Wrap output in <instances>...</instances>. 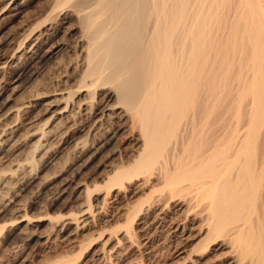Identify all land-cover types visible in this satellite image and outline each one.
<instances>
[{"label": "bare ground", "instance_id": "bare-ground-1", "mask_svg": "<svg viewBox=\"0 0 264 264\" xmlns=\"http://www.w3.org/2000/svg\"><path fill=\"white\" fill-rule=\"evenodd\" d=\"M31 1L0 0V251L133 264L168 224L169 264H264V0Z\"/></svg>", "mask_w": 264, "mask_h": 264}, {"label": "rangeland", "instance_id": "rangeland-1", "mask_svg": "<svg viewBox=\"0 0 264 264\" xmlns=\"http://www.w3.org/2000/svg\"><path fill=\"white\" fill-rule=\"evenodd\" d=\"M47 2L48 0H33L28 4L27 6L28 10L26 9V11H30L29 9H32L31 11L33 10L35 11L36 9H39L40 6L43 8L44 6H46L44 4H47ZM33 7L36 9H34ZM50 189H48V186L41 187L39 189L38 188L30 189L29 186L23 185L22 186V191H23L22 201L23 202L37 201V202H40L41 205L45 206L48 204V202L51 200V197L53 196L52 194L53 190L52 189L50 190ZM127 196L120 199L119 201L120 206H124L127 202L126 200L128 201L133 200V198H131L130 195H127ZM34 212L35 210L32 211V213ZM179 212L177 211L172 212V214H175V216L178 215V218L182 219L185 215L184 214L185 212H180V213ZM151 231L148 230V233L144 234L143 236H141L142 234H140V232H136V234L138 233L137 234L138 236L136 237V240L138 241L137 244L138 243L140 244L138 245L136 244L137 247H132L126 255L127 259L130 260L131 263L133 264H136V263L137 264H169L171 262V259H173L174 257L173 256L174 255L173 249H175L174 246L176 245L181 246L186 243L185 240L182 239L181 237H177L175 235H172V233H170L168 224H165L160 232H154V231L151 232ZM3 249L4 250L1 249L2 252L0 251L2 253V254L0 253V256H1L0 264H19L21 260L20 256L19 257L14 256L13 253L10 251V249L8 248L6 249V247H4ZM35 255H36V252L35 253L32 252V254L30 253L29 255H27V257L28 259L31 257L30 259L32 261L35 259L38 260L39 257Z\"/></svg>", "mask_w": 264, "mask_h": 264}]
</instances>
